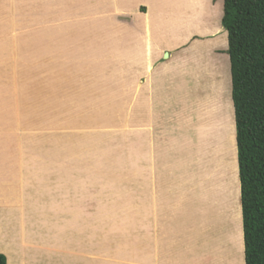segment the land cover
Here are the masks:
<instances>
[{
  "label": "rangeland",
  "instance_id": "rangeland-1",
  "mask_svg": "<svg viewBox=\"0 0 264 264\" xmlns=\"http://www.w3.org/2000/svg\"><path fill=\"white\" fill-rule=\"evenodd\" d=\"M222 2L0 0V223L11 243L54 238L77 264L237 263L217 134L231 101ZM151 204L168 206L171 229Z\"/></svg>",
  "mask_w": 264,
  "mask_h": 264
},
{
  "label": "trees",
  "instance_id": "trees-1",
  "mask_svg": "<svg viewBox=\"0 0 264 264\" xmlns=\"http://www.w3.org/2000/svg\"><path fill=\"white\" fill-rule=\"evenodd\" d=\"M244 264H264V0H223ZM0 264H6L0 253Z\"/></svg>",
  "mask_w": 264,
  "mask_h": 264
},
{
  "label": "bare ground",
  "instance_id": "bare-ground-1",
  "mask_svg": "<svg viewBox=\"0 0 264 264\" xmlns=\"http://www.w3.org/2000/svg\"><path fill=\"white\" fill-rule=\"evenodd\" d=\"M217 7H219V3L218 2H217ZM217 14H218V11H217ZM217 27H218L217 38L220 39L222 45H225L226 44V40H225L226 36L225 37L221 36L220 34H222L223 31L221 30V28L219 26H217ZM191 37H192V35H190V33H187L185 35L184 39H189ZM200 52H202V51L200 50ZM227 101H228V113H225V115H224L225 124L226 125L223 128H220L221 130H219L217 132V134H220V136H221L220 140H222L223 144H224L225 152H224L223 155H224V158H225L224 162H226L225 163V165H226L225 169H228V174H229L228 186L225 189L227 191V193H225L224 196H225V198L229 197L230 200H232L233 205L231 207H232L233 214H234L233 217L236 218V223H235L236 224V229L234 230V232L231 231V230H228V232L229 231H231V233L233 232L231 235L233 236L232 238H234V242H235L234 248H235L236 252L234 251V253L237 255V257H236L237 258V261H236L237 263L236 264H243V239H242L243 237H242V229H241V224H240L241 223L240 222V204H239V201H238L239 200V179H238V173H237L234 121H233V118H232V114H230V107H229L230 99H229V96H228V100ZM193 147H195V146H193ZM221 147H223V146H221ZM210 151H212V149H210ZM221 158L222 157H220V160H221ZM216 160H218V158ZM216 162H218V161H216ZM216 162H215L214 165H216ZM224 162L222 164H224ZM209 164H210V162H209ZM201 165L204 166L203 162H201ZM207 165L208 164H206V166ZM219 165L221 167V164H219ZM198 168H199V166H198ZM210 168H212V167H210ZM224 174H226V173H224ZM193 179H194V177H193ZM223 179H225V184H226V178H223ZM222 195H223V193H222ZM224 196H223V199H224ZM218 201L220 202V199ZM201 202H203V201H201ZM222 202H223V205H225L224 202H227V201L224 200ZM214 207L215 206H213V208ZM241 220H242V217H241ZM218 225H220V224H218ZM215 228L216 227H214V230H215ZM219 229H220V227H219ZM7 230H8L7 227L0 223V251H3L8 256V259H9L8 264H69L68 261H67V257L66 256H67V254L70 255V252L66 253V251L63 250V252H62L63 255H62V253H56L57 249L60 248V247H58L59 245L57 243H56V247L52 246V250H51V249H48L49 247L44 248L46 246L40 245V243H38L39 241L35 240V241L32 242V244L29 247V249H27L28 246H25V245L22 246V245H19L17 243H14V244L11 243V241L9 239V236H8V231ZM52 244H55V243H52ZM41 246H44V247H41ZM40 248H43V249H40ZM54 251H55V253H53ZM61 256H63L64 260L59 258Z\"/></svg>",
  "mask_w": 264,
  "mask_h": 264
},
{
  "label": "crops",
  "instance_id": "crops-1",
  "mask_svg": "<svg viewBox=\"0 0 264 264\" xmlns=\"http://www.w3.org/2000/svg\"><path fill=\"white\" fill-rule=\"evenodd\" d=\"M214 5V4H213ZM220 6V5H219ZM198 7H200V6H198ZM215 13H217V11H218V9H219V7H217V2H216V5H215ZM219 13V12H218ZM213 15V14H212ZM171 25H173L174 26V24L171 22ZM212 28V31H214L215 33H216V36H217V34H218V29H215L214 27H211ZM216 36H215V38H216ZM215 38H213L212 39V42H214L215 41ZM190 39V38H189ZM219 42H220V40H219ZM219 42H218V44H219ZM231 102V101H230ZM232 118H233V109H232ZM233 121H234V118H233ZM179 204V203H178ZM154 208L155 209H157L158 210V215L157 216H159V218L161 219H163V220H160L161 222H159V224H161V229H162V231H163V229H164V231L165 230H169V229H166V228H168L169 226V228L171 229V227H172V224H171V220H172V222L175 220V219H173V217L174 216H171L170 214H168V215H170L171 216V218H168L170 221H169V225H168V221H167V219H166V215H167V213H168V206L166 207V205L164 204H160V205H158V208L157 207H154V205L153 204H151V215L153 216V210H154ZM177 209V208H176ZM172 215H173V213H171ZM152 220H154L153 222H155L156 221V219L154 218V219H152ZM173 225H175V223L173 222ZM20 226V225H19ZM28 226H30V224H27L26 223V225L25 226H23L22 225V227L23 228H25V229H27V231H30V228H27ZM30 233V232H29ZM165 233V232H164ZM31 235H32V233H30ZM26 237V236H25ZM164 239H165V236L163 237ZM169 239V238H168ZM168 239L167 240H164V241H168ZM51 240V239H50ZM54 240V238L52 239V241ZM33 241H35L33 238H29L28 240H24V241H22L21 242V244L20 243H18L19 245H22L23 246V244H26L27 246L30 244V246H31V244H32V242ZM52 241H50V245H51V247L50 248H48V249H51L52 250V246H55L56 247V243L59 245L58 247H60L61 248V246H62V242L61 241H57L56 242V240H54L53 242ZM51 242L52 243H55V244H51ZM39 243V242H38ZM42 243V242H41ZM40 243V245H43V244H41ZM44 244L45 245H47V243H45L44 242ZM30 246H28V247H30ZM41 247H44V246H41ZM44 248H47V247H44ZM40 249H43V248H40ZM3 253V254H5L3 251H0V253ZM63 252V251H62ZM61 252V253H62ZM67 253V252H66ZM6 255V254H5ZM62 255H63V253H62ZM6 257V264H8V262H9V259H8V256L6 255L5 256ZM67 261H68V263L69 264H77L80 260H78V259H80V256H77V258L72 254V253H70V255L68 254L67 256ZM76 258V259H75ZM64 260V259H63Z\"/></svg>",
  "mask_w": 264,
  "mask_h": 264
},
{
  "label": "clouds",
  "instance_id": "clouds-1",
  "mask_svg": "<svg viewBox=\"0 0 264 264\" xmlns=\"http://www.w3.org/2000/svg\"><path fill=\"white\" fill-rule=\"evenodd\" d=\"M230 98H231V90H230ZM231 103H232V99H231ZM232 109H233V104H232ZM233 117H234V111H233ZM234 133H235V120H234ZM235 148H236V133H235ZM236 154H237V148H236ZM236 160H237V157H236ZM237 173H238V166H237ZM238 179H239V176H238ZM239 194H240V182H239ZM240 212H241V206H240ZM241 229H242V224H241ZM242 237H243V231H242Z\"/></svg>",
  "mask_w": 264,
  "mask_h": 264
},
{
  "label": "water",
  "instance_id": "water-1",
  "mask_svg": "<svg viewBox=\"0 0 264 264\" xmlns=\"http://www.w3.org/2000/svg\"><path fill=\"white\" fill-rule=\"evenodd\" d=\"M165 56H166V54H165Z\"/></svg>",
  "mask_w": 264,
  "mask_h": 264
}]
</instances>
